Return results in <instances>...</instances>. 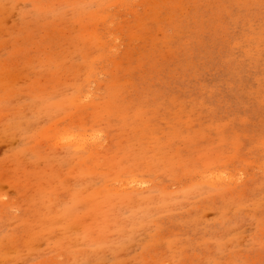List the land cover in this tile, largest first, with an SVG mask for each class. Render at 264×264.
Listing matches in <instances>:
<instances>
[{
	"label": "rangeland",
	"instance_id": "1",
	"mask_svg": "<svg viewBox=\"0 0 264 264\" xmlns=\"http://www.w3.org/2000/svg\"><path fill=\"white\" fill-rule=\"evenodd\" d=\"M0 264H264V0H0Z\"/></svg>",
	"mask_w": 264,
	"mask_h": 264
},
{
	"label": "bare ground",
	"instance_id": "2",
	"mask_svg": "<svg viewBox=\"0 0 264 264\" xmlns=\"http://www.w3.org/2000/svg\"><path fill=\"white\" fill-rule=\"evenodd\" d=\"M81 135H82V134H81ZM97 137H98V136H97ZM85 140H86V139H85ZM66 142H67V141H66ZM77 142H78V141H77ZM77 142H76V143H77ZM69 143H70V141H69ZM84 143H85V142H84ZM80 145H81V144H80ZM82 145H83V144H82ZM89 145H90V144H89ZM98 146H99V145H98ZM216 176H217V175H216ZM221 176H222V175H221ZM224 177H225V176H224ZM225 178H226V177H225ZM225 178H224V179H225ZM227 178H228V177H227ZM229 178H230V177H229ZM220 180H221V179H220ZM225 180H226V179H225ZM229 180H230V179H229ZM223 181H224V180H223ZM234 181H235V180H234ZM123 183H124V182H123ZM135 183H136V182H135ZM145 186H146V185H145ZM120 187H121V186H120ZM16 211H17V210H16Z\"/></svg>",
	"mask_w": 264,
	"mask_h": 264
}]
</instances>
